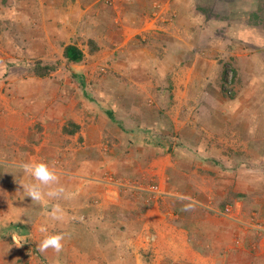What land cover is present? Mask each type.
Listing matches in <instances>:
<instances>
[{
  "label": "rangeland",
  "instance_id": "374dc122",
  "mask_svg": "<svg viewBox=\"0 0 264 264\" xmlns=\"http://www.w3.org/2000/svg\"><path fill=\"white\" fill-rule=\"evenodd\" d=\"M256 2L0 0V76L6 75L5 71L11 65L19 69L17 73L33 78L38 77L35 67L39 64L42 67L55 66L54 73L63 77L70 75L74 83L79 84L77 78H81L79 87L82 100L74 99L73 103L79 105L77 110L81 113L95 117L93 122L102 127L105 134L109 133L108 127L111 126L119 127L129 135L145 133L141 141L135 138L140 146L133 139L129 142L116 140L112 144L106 143L102 152L108 160L123 161L124 157L121 156L124 154L130 157L126 169L124 163L118 165L115 170L117 175L114 171L105 178L110 179L107 186L126 192V208L139 210L143 202L149 205V209L157 204L160 208L142 212L129 230L126 226L123 231L104 225L97 229L99 232L88 229L92 237L113 236L122 241L120 234L127 230L126 234L121 235L135 238L132 244L124 248L126 253L130 251L127 254L130 257L122 250L111 264H154L155 261L157 264H177L176 258L182 257L187 247L208 257L204 255L208 243L196 244V238H193L196 237V222L205 223L206 218L200 217L196 206L184 199L176 198L169 203L171 197L161 194L158 195L160 199H156L153 192L160 189V185L153 174L149 175L152 166L150 153L165 148L171 153L173 146H182V131L188 133L184 136L185 143L192 145L203 142L198 141L196 133L204 131V140L217 144V147H209V153L227 155L234 165H242L249 170L244 174V180L264 174V43L259 42L264 38V29L261 27V32H256L255 37L252 36L253 32L237 30L234 26L248 24L250 20L264 26V18L260 15L264 10V0H259L257 5ZM250 27L257 29L255 25L250 24ZM255 38H259L258 42H255ZM91 40L100 47L94 54L89 52ZM70 44L77 45L84 52L82 63L72 65L63 61L64 48ZM139 52L148 58V68L141 67L139 63H129V58H133V54L138 57ZM158 68L163 70L159 72ZM154 70L157 71L151 74ZM164 72H167L166 78L174 87H170L168 81L159 82L152 76H161ZM166 87H170L167 93ZM161 94L165 96L163 107L158 100ZM64 98L59 96L60 101ZM169 103H176L175 108H171ZM184 108L191 110L192 121L190 118L187 122L188 112ZM203 110H209L210 114L200 116L198 113L201 114ZM158 114L162 121L156 124L153 121L142 122V119L147 117L151 120ZM206 115L212 116L209 117L212 125L204 124L203 118H208ZM71 124H68L69 131L74 130ZM159 129H164L162 134L168 135L167 144L166 139L163 144L161 141L155 144L156 138L150 135ZM189 133L196 134L195 141ZM138 149L140 152L136 154ZM72 153L75 161L72 166H75L78 161L81 162V146H76ZM215 160L219 161L220 158ZM219 165L224 166L223 163ZM128 168L132 175L137 176L125 181L114 180L113 176L122 177ZM262 197L264 199V194ZM129 202L135 205H129ZM115 210L109 211L108 217H115ZM247 216L251 220L255 215ZM244 221L236 220L235 224L243 231L253 232L251 225H246L248 220ZM224 234L221 231L217 238ZM202 235L208 236L204 231ZM146 237H150L152 242L147 243ZM170 237L179 244L169 243ZM186 238H189L188 241ZM235 240L234 237L232 241L235 243ZM253 240L254 237L249 238L251 245H248L255 248L259 243ZM238 245L231 244L236 248H239ZM156 254L160 262L154 259ZM90 262L106 264L105 259L100 257ZM188 262L181 261V264L212 263L210 259L196 262L195 258H190Z\"/></svg>",
  "mask_w": 264,
  "mask_h": 264
},
{
  "label": "crops",
  "instance_id": "0c3cea01",
  "mask_svg": "<svg viewBox=\"0 0 264 264\" xmlns=\"http://www.w3.org/2000/svg\"><path fill=\"white\" fill-rule=\"evenodd\" d=\"M262 7L264 8V3ZM260 15L264 18V10ZM248 22L245 25L241 23L234 26L237 30L253 32L252 36L257 37L256 32H261V27L264 29L263 24L252 20ZM250 24L255 25L257 29H251ZM255 40L258 42L259 38ZM259 42L264 43V38ZM151 47L153 48V45ZM139 54L138 57L133 54V58H129V63H139L141 67L148 68V58H145L141 52ZM63 61L66 60L63 59ZM18 70L15 65H11L5 71L6 75L0 76V264H90V261L93 263L96 257L105 259L106 264H111L127 245L134 242L135 238L121 235L123 233L120 234L123 242L119 238L92 237L88 229L97 230L102 225L119 228L123 225L129 230L136 224L142 212L156 210L159 204L151 209L149 205H145V202L140 203L139 210L132 211L133 209L129 206L126 208L124 206L126 192L107 186L110 179L105 178L112 175L118 165L124 163L126 169V163L130 161V157L124 154L121 156L124 157L123 161L108 160L102 152L106 143L112 144L116 140L129 142L133 139L135 141V138L141 141L145 133L139 136L129 135L119 127L111 126L108 127L109 133L105 134L106 131L93 122L95 117L87 116L77 110L79 105H75L73 100H82L79 87L82 84L81 78H77L80 81L78 84L74 83L70 75L63 77L54 73L44 77L46 79L33 78L17 73ZM158 70L161 72L163 68ZM155 71L157 70L150 73L153 74ZM152 76L159 82L168 81L170 87H174L166 78L167 72L161 76L158 74ZM170 87L165 88L166 93ZM59 96H65V98L60 101ZM164 99L165 96L163 97L162 94L158 97L161 107L164 105ZM171 100L173 101V98ZM175 106L176 103L170 104L171 108ZM184 109L188 112L187 122L190 118L192 121L191 110ZM208 112L203 110L201 114H198L203 116V113L208 114ZM158 115L151 120L146 117L142 119V122L153 121L156 124L159 120L162 121L160 114ZM196 115L195 112L194 118ZM206 116L208 118H203L204 124L212 125L209 119L212 116ZM68 122L78 125L79 130L75 133L71 130L69 133L67 129L64 133V129L68 128ZM159 130L153 135L150 134L156 138L155 144H158V141L163 144L164 139L167 144L168 135L162 134L164 129ZM187 134L186 131L181 132L180 140L183 141V145L173 146L171 153L165 150L166 148L161 151L156 150L154 154L150 153L149 158L152 161L149 175H154L160 185L161 195L170 196L169 203L179 198L192 203L196 206L198 215L206 218L207 222H204L208 224L196 222V237H193L196 238V244L208 243L207 253L204 254L208 257L202 256L197 250L193 252L190 247H187L182 257L176 258L177 264H181V261L189 263L190 258H195L196 262L210 259L211 264H264V236L257 230L264 228L262 197L264 174L244 180L246 177L244 174L249 170L242 165H234L227 155L221 156V153L214 152L216 156L209 153L211 152L209 147H217V144L211 141L206 142L204 131L200 130V133H196L198 137L196 134L189 133L194 141L196 137L198 141L203 140L195 145L190 142L185 143L184 136ZM207 136L211 138L210 135L207 134ZM68 140L70 143H67ZM137 140L135 142L140 146ZM76 146H81V162L78 161L75 166H72L75 162L72 151ZM204 147H208L206 148L208 150ZM139 152L140 149L136 154ZM214 158H220V160L216 161ZM28 162L47 163L59 178L53 184L41 186L44 196L39 202L31 200L25 190L28 185L39 183L24 172L22 165ZM219 163H223L224 166ZM124 174L122 177L113 176V178L125 181L137 176L132 175L129 168ZM175 178L178 179L175 180ZM60 189L63 191H59ZM49 191L57 194L48 196ZM130 204L135 205L132 202H129ZM111 210L116 211L115 217H108ZM54 211L62 219L53 220L49 214ZM248 214L255 216L250 220ZM245 219L248 220L246 225H251L253 232L243 231L237 226L238 224H235L236 220L244 223ZM106 222L109 223L105 224ZM241 222H239L240 227H242ZM42 226L47 229V232H40ZM203 231L208 236L203 237ZM221 231L225 234L218 239L217 236ZM57 233L64 234L63 249L60 252L52 248L44 252L39 251L38 245L44 237ZM234 237L235 243L232 241ZM252 237H254V243H259L256 246L258 250L256 247H249L251 244L248 239ZM188 239L185 240L188 241ZM146 242H152L150 237H146ZM168 242L177 243L171 237ZM238 243L242 245L239 246ZM231 244L238 245L240 249ZM129 252L127 250V253L125 251L123 253L127 255ZM127 256L130 257V255ZM154 259L158 260L157 254L154 255ZM79 261L86 263H79ZM118 263H120L119 259ZM154 264L157 262L155 261Z\"/></svg>",
  "mask_w": 264,
  "mask_h": 264
},
{
  "label": "clouds",
  "instance_id": "9594fccd",
  "mask_svg": "<svg viewBox=\"0 0 264 264\" xmlns=\"http://www.w3.org/2000/svg\"><path fill=\"white\" fill-rule=\"evenodd\" d=\"M22 168L26 174L30 175L31 177H33L35 181L39 182V183L30 184L25 189L27 191L28 197H30L31 200L33 201L39 202L43 199L44 193L42 192L41 186H47V185L53 184L57 182L59 179L56 172L52 170L47 163H44V162H39V163L28 162V163L23 164ZM59 191H63V189H60ZM159 191L160 189L157 188V190L153 192V194L156 195V199L159 198L158 197ZM56 194H57L56 192H52V191H49L47 193L48 196H54ZM49 215L51 216L53 220L58 221L62 219V217L59 214H57V212L55 211L50 213ZM40 232L45 233L47 232V229L42 226L40 228ZM63 240H64L63 233L46 235L44 239L38 245V249L39 251L44 252L48 250L49 248H52L56 252H60L63 249V243H62Z\"/></svg>",
  "mask_w": 264,
  "mask_h": 264
},
{
  "label": "trees",
  "instance_id": "16d2710c",
  "mask_svg": "<svg viewBox=\"0 0 264 264\" xmlns=\"http://www.w3.org/2000/svg\"><path fill=\"white\" fill-rule=\"evenodd\" d=\"M7 0H3V2H6ZM89 52L90 53H95L97 51H99L100 47L99 45L91 40L89 42ZM63 57L64 59L68 62V63H71V64H74V65H77V64H80L83 62V60L85 59V54L84 52L75 44H70V45H67L65 48H64V52H63ZM56 70V67L55 66H45V67H42L41 64H39L38 67H35V74L38 76V77H41V78H44V77H48L50 76L52 73H54V71ZM72 127L74 128V130L72 131V133H75L76 131L79 130V126L72 123L71 124ZM66 129H64V133L67 132ZM69 133H71V131H69ZM224 207V206H223ZM119 228H121V230H125L124 226L121 225L119 226ZM127 231V230H126ZM126 231L125 232H122L124 234H126ZM115 236V235H114ZM107 238V237H106ZM108 238H115L113 236H110ZM119 240V239H117Z\"/></svg>",
  "mask_w": 264,
  "mask_h": 264
},
{
  "label": "built area",
  "instance_id": "2783aa9c",
  "mask_svg": "<svg viewBox=\"0 0 264 264\" xmlns=\"http://www.w3.org/2000/svg\"><path fill=\"white\" fill-rule=\"evenodd\" d=\"M258 227H261V226H258ZM256 229H257V228H256ZM257 230H258V232H259L260 234H262V235L264 236V228H263V227L258 228Z\"/></svg>",
  "mask_w": 264,
  "mask_h": 264
},
{
  "label": "bare ground",
  "instance_id": "6f19581e",
  "mask_svg": "<svg viewBox=\"0 0 264 264\" xmlns=\"http://www.w3.org/2000/svg\"><path fill=\"white\" fill-rule=\"evenodd\" d=\"M158 194H161V190H160V193H158Z\"/></svg>",
  "mask_w": 264,
  "mask_h": 264
}]
</instances>
